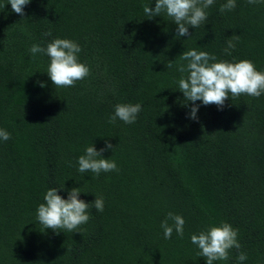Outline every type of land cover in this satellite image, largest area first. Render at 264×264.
Returning a JSON list of instances; mask_svg holds the SVG:
<instances>
[{"label":"trees","instance_id":"1","mask_svg":"<svg viewBox=\"0 0 264 264\" xmlns=\"http://www.w3.org/2000/svg\"><path fill=\"white\" fill-rule=\"evenodd\" d=\"M0 0V264H206L191 236L230 224L239 250L214 264H264V94L199 105L197 119L179 91L188 73L180 56L208 52L215 62L250 60L264 72V3L214 0L209 19L177 37L156 0H31L25 15ZM51 33V35H46ZM233 35L234 49L227 48ZM79 44L90 74L56 87L50 58L30 52L55 39ZM169 61L172 67L168 68ZM41 84L45 85L41 87ZM117 104H140L136 121L109 123ZM118 171H78L89 146L106 148ZM71 165V166H70ZM64 199L81 188L87 223L75 231L45 229L37 209L49 189ZM103 197L98 211L96 197ZM185 220L181 238L165 239L168 213ZM172 221H169L171 224Z\"/></svg>","mask_w":264,"mask_h":264},{"label":"clouds","instance_id":"2","mask_svg":"<svg viewBox=\"0 0 264 264\" xmlns=\"http://www.w3.org/2000/svg\"><path fill=\"white\" fill-rule=\"evenodd\" d=\"M31 0H8L12 10L21 16L25 15L24 8ZM249 4L264 3V0H248ZM214 4V0H156L155 8L144 5L143 11L149 19L161 16L166 12L167 16L174 20L177 27V37L191 36L189 28H198L203 22L209 19L206 9ZM236 0H227L220 7L221 12L232 11L236 8ZM51 35V33H46ZM240 36L233 35L227 41V48L234 49L233 41H238ZM82 51L78 43L68 39H55L47 44L46 48L38 44L32 45L30 52L35 56L42 53L50 58L47 74L56 87H72L77 81L85 79L90 74V68L79 61L78 54ZM180 58L187 61V65H180L177 70L181 73L187 72L186 78L178 81L179 91L183 93L187 102L195 105L196 101H202L203 105H217L221 110L225 101L230 97H239L247 94L259 98L264 94V72L256 70L254 63L250 60L239 62L220 61L215 62L216 57L208 52L197 51L196 49L185 51ZM172 62L167 65L171 68ZM45 85L41 84V87ZM140 104H117L114 115L109 123H115L117 119L126 124L136 121L141 111ZM199 105L190 109V118L197 119ZM11 134L0 129V139L7 141ZM107 150H114L110 142H106V148L97 151L94 144L85 149V154L78 158V171L86 173L91 171L97 176L101 172L118 171L117 164L113 159L103 158ZM71 166V165H70ZM60 191L52 188L46 192L44 203L37 209V219L45 229H52L59 233L61 229L75 231L80 225L89 221V203L80 199L81 188H73L68 192V198L64 199L59 195ZM95 208L103 212L104 199L97 196L94 203ZM169 221H172L169 224ZM185 220L180 215L168 213L167 218L161 223L165 239H171L173 231L182 238L184 234ZM238 229H234L228 223L220 226L210 227L198 235L191 236V242L200 250L198 255L206 258V264H214V261L227 260L229 250H239L241 244L238 241ZM238 261L243 264L247 255L240 252Z\"/></svg>","mask_w":264,"mask_h":264}]
</instances>
